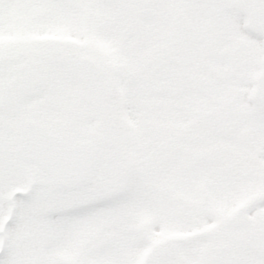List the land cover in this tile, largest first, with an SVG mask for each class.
<instances>
[{
    "label": "snow or ice",
    "instance_id": "snow-or-ice-1",
    "mask_svg": "<svg viewBox=\"0 0 264 264\" xmlns=\"http://www.w3.org/2000/svg\"><path fill=\"white\" fill-rule=\"evenodd\" d=\"M0 264H264V0H0Z\"/></svg>",
    "mask_w": 264,
    "mask_h": 264
},
{
    "label": "rangeland",
    "instance_id": "rangeland-1",
    "mask_svg": "<svg viewBox=\"0 0 264 264\" xmlns=\"http://www.w3.org/2000/svg\"><path fill=\"white\" fill-rule=\"evenodd\" d=\"M14 24L16 25L15 30H14V35L9 37L10 39H24L25 38V33L23 31V28L21 27L22 24V18H18L17 20L14 21Z\"/></svg>",
    "mask_w": 264,
    "mask_h": 264
},
{
    "label": "water",
    "instance_id": "water-1",
    "mask_svg": "<svg viewBox=\"0 0 264 264\" xmlns=\"http://www.w3.org/2000/svg\"><path fill=\"white\" fill-rule=\"evenodd\" d=\"M32 126V122H29V124L27 125V127H31Z\"/></svg>",
    "mask_w": 264,
    "mask_h": 264
}]
</instances>
